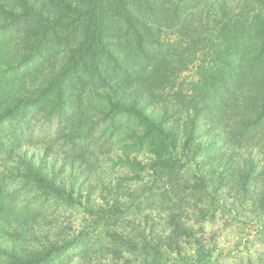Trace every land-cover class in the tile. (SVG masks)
Masks as SVG:
<instances>
[{
  "label": "trees",
  "instance_id": "obj_1",
  "mask_svg": "<svg viewBox=\"0 0 264 264\" xmlns=\"http://www.w3.org/2000/svg\"><path fill=\"white\" fill-rule=\"evenodd\" d=\"M13 2L0 0V164L14 159L22 139H33L29 131L36 124L56 122L53 143L60 140L66 152L86 158L98 141L107 144L122 123L131 122L139 132L129 135L127 147L146 151L149 160L116 164L151 177L142 203L168 212L173 238L183 237L193 247L186 256L191 264L217 263L218 256L206 252L178 220L191 207L203 210V217L210 213L211 179L195 173L184 185L181 177L196 155L213 148L194 146L196 127L222 125L238 143L264 139V0ZM165 30L173 36H165ZM18 35L24 43L12 60L2 50ZM58 54L63 63L57 70L25 90L27 77ZM145 98L171 105V115L188 114L184 140L174 122L146 111ZM21 163L16 171L0 173V225L9 227L18 217H35L48 207H82L75 191L45 175L41 166ZM141 207L87 206L85 224L75 236L28 254L8 252L6 264H74L77 256L89 254L101 231V239L128 253L122 264H133L131 259L181 264L167 260L161 239L138 226L112 230L126 228V217ZM244 263L264 264V257L247 253L234 262Z\"/></svg>",
  "mask_w": 264,
  "mask_h": 264
},
{
  "label": "rangeland",
  "instance_id": "obj_2",
  "mask_svg": "<svg viewBox=\"0 0 264 264\" xmlns=\"http://www.w3.org/2000/svg\"><path fill=\"white\" fill-rule=\"evenodd\" d=\"M3 1L14 4L13 0ZM35 1L38 5L45 2ZM164 34L173 36L171 30H165ZM23 43L24 39L20 35L15 36L8 40V47L2 52H7L15 60V54L21 53ZM62 63L63 54L50 58L41 72L27 77L25 90L31 91L36 85H41ZM15 84L17 87L20 83ZM142 104L155 119L163 118L167 124L174 122L184 140L188 133L187 113L176 112L171 115L175 109L160 99L148 102V98H145ZM56 128V122L34 125L29 131L33 139L21 140L22 144L17 148L14 159L0 164V173L22 168L23 161L41 166L45 175L55 179L65 189L74 190L82 200V207L73 210L48 207L41 209L35 217H18L9 227L0 225V264H6L8 252L28 254L38 247L75 236L85 224L87 206L97 208L113 204L123 208L136 205L144 207L126 217V228L112 230L129 232L138 226V230L144 229L145 234L150 233L161 239L160 248L167 260L176 259L181 264H191L186 256L191 255L193 247L183 237L173 238L167 225L170 220L168 212L158 210L157 204L142 203L149 195L151 177L145 172L116 164L125 159L137 160L142 164L149 160L146 151L131 152L127 147L131 142L128 140L129 135L139 132V128L131 122L122 123L113 139L103 146V140L98 141L95 153L88 154L86 158L80 157L77 151L66 152L60 140L53 143L51 138L57 136ZM194 135L195 147L212 145L213 148L202 156L196 155L193 163L184 169L181 183L186 185L193 182L195 173L204 172L209 176L213 191L211 211L203 217V210L191 207L178 220L195 233L198 244L206 252L218 256L219 261L213 264H234L241 254L247 258V253L253 254V258L256 254L264 257V139L255 138L238 143L232 139L231 130L222 125L218 128L196 127ZM101 238L102 231L89 254L86 257L77 256L74 264H122L128 253L121 252L116 244L112 245ZM172 238L175 241L169 244ZM131 260L133 264H140L139 260Z\"/></svg>",
  "mask_w": 264,
  "mask_h": 264
}]
</instances>
